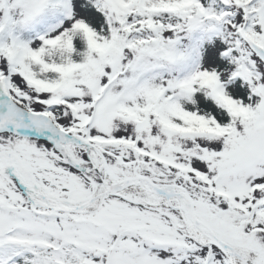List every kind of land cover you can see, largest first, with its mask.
<instances>
[{
    "label": "snow or ice",
    "instance_id": "6c2138e0",
    "mask_svg": "<svg viewBox=\"0 0 264 264\" xmlns=\"http://www.w3.org/2000/svg\"><path fill=\"white\" fill-rule=\"evenodd\" d=\"M0 264H264V0H0Z\"/></svg>",
    "mask_w": 264,
    "mask_h": 264
}]
</instances>
